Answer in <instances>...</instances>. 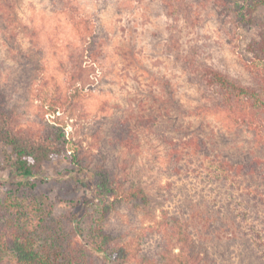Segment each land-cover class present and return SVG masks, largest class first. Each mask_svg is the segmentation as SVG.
Returning <instances> with one entry per match:
<instances>
[{
  "label": "rangeland",
  "instance_id": "rangeland-1",
  "mask_svg": "<svg viewBox=\"0 0 264 264\" xmlns=\"http://www.w3.org/2000/svg\"><path fill=\"white\" fill-rule=\"evenodd\" d=\"M175 3L170 11L166 0H0L3 120L36 140L64 128L91 165L107 159L149 194L148 207L121 203L107 218L108 229L131 250L126 261L113 264H170L179 251L178 227L213 250L220 247L192 195H180L186 185L180 189L172 173L173 140L202 136L216 157L260 159L264 168V81L243 59L254 30L211 1ZM90 33L96 49L87 43ZM66 96L73 103L64 108ZM56 100L63 109L54 113ZM3 173L0 219L7 220L16 194L3 184ZM69 211V202L55 200L49 225L63 221L72 228ZM254 250L247 264H264Z\"/></svg>",
  "mask_w": 264,
  "mask_h": 264
},
{
  "label": "trees",
  "instance_id": "trees-1",
  "mask_svg": "<svg viewBox=\"0 0 264 264\" xmlns=\"http://www.w3.org/2000/svg\"><path fill=\"white\" fill-rule=\"evenodd\" d=\"M175 1L166 0L170 11L175 10ZM208 1L217 7L229 8L237 25H249L254 30L243 59L251 73L264 81V18L261 15L264 0ZM88 37L87 43L96 49L99 43L95 34L90 33ZM212 73L216 80L228 84L220 72ZM239 89L247 91L243 87ZM74 90L71 96L75 97L80 88L75 85ZM71 96L63 100L64 108L73 103ZM61 108L58 100L50 106L54 113ZM2 117L0 113V144L3 145L0 170L5 174L3 184L14 191L16 202L14 213L11 206L6 209L11 217L6 222L0 219V264L126 261L131 250L119 240V234L108 229L106 220L121 203L134 208L148 207L150 197L144 187L117 174L107 159L91 165L78 143L67 137L64 128L49 130L44 140H36L33 134L13 127ZM208 144L202 136L173 140L170 152L174 153L173 162L177 167L172 173L180 179L176 183L180 189L186 185V192L180 195L189 199L192 195L193 205L211 223L207 230L214 238L219 236L222 248L213 250L209 244L199 243L191 232L179 231L178 227L179 251L169 259L170 264H228L229 261L234 264V259L247 264L254 248L264 258L263 162L218 158ZM49 161L50 165L46 166ZM55 200L69 202L72 228L63 221L49 225ZM215 222L218 227L211 230Z\"/></svg>",
  "mask_w": 264,
  "mask_h": 264
}]
</instances>
